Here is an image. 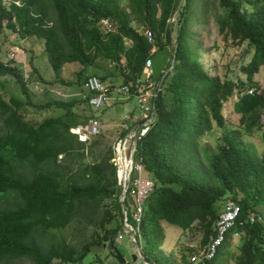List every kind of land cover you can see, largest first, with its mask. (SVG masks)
I'll return each mask as SVG.
<instances>
[{"label": "trees", "instance_id": "1", "mask_svg": "<svg viewBox=\"0 0 264 264\" xmlns=\"http://www.w3.org/2000/svg\"><path fill=\"white\" fill-rule=\"evenodd\" d=\"M127 1L129 14L119 0H48L49 4L43 0H0V33L11 30L23 39H42L47 63L56 77L53 83L64 86L85 84L90 69L106 72L105 63L112 66L123 83L139 78L145 62L156 53L151 54L153 45L143 35L144 29L156 33L154 36L160 39L156 42L158 50L173 43V71L160 83L155 119L137 142L132 157L133 164L140 165L153 181L137 243L143 237L159 247L165 239L162 222L182 230L197 223L203 232L202 245L207 249L215 237V224L222 210L215 206L230 196L240 207L241 225L231 229L214 257L204 258L202 264H221L223 250L234 234L239 235L241 245L239 254L229 255L232 264H264V224L245 222L248 211L264 208V157L259 158L241 141V136L261 128L264 112V88H254L253 84L254 75L264 66V3L217 0L220 12L214 20L219 34L233 42L246 43L253 50L243 68L246 82L235 84L211 77L199 61L200 49L191 30L192 23H197L196 0ZM203 10L207 13L204 5ZM105 17L117 21V33L104 34L99 29L98 22ZM132 21L141 31L131 26ZM124 39L131 42L128 47ZM73 63L82 67L76 80L61 79V68ZM32 71L39 75L33 65ZM7 77L17 82L29 98L21 68L0 62V89L1 79ZM39 78L46 82L40 75ZM99 78L103 82L111 79L107 72L100 73ZM233 96L238 130L226 133L224 144L208 155L200 146L201 137L212 129L213 121L223 126V104ZM78 104L77 99H72L37 105L35 108L40 110L54 107L64 113L35 124L23 118L25 102L15 97L7 102L0 91V264L19 260L32 264L82 262L91 244L79 252L64 240H52L43 248L34 238L43 239L65 229L81 207L98 201L113 199L121 222L106 229L105 224L115 216L106 211V223L100 225L104 235L97 244L108 246L123 228L121 187L111 163L112 150L93 164L74 163L76 171L66 179L57 169L60 157H83L81 151L87 146L70 133L79 124L74 112ZM262 132L264 137V128ZM27 163L32 174L25 178L18 172V165ZM7 194H14L15 204L2 208L1 198ZM128 201L126 197L123 204L132 224ZM144 262L153 263L146 259Z\"/></svg>", "mask_w": 264, "mask_h": 264}, {"label": "rangeland", "instance_id": "2", "mask_svg": "<svg viewBox=\"0 0 264 264\" xmlns=\"http://www.w3.org/2000/svg\"><path fill=\"white\" fill-rule=\"evenodd\" d=\"M43 1L48 3V0ZM261 1L264 3V0ZM119 2L121 8L129 14L128 1L119 0ZM203 5L206 6L207 13L202 12L204 11ZM194 8L198 11L194 16V20L197 23H192L191 30L195 33V44L198 45L200 49L199 61L205 71H207L211 77H217L221 82L231 81L235 84L245 83L246 76L243 72V68L249 63L253 55V50L246 43L239 44L230 39H225L219 34L216 21L214 20L215 15L220 12L219 9H217V0H196ZM131 26L141 31V28L133 21ZM176 28L177 25L175 23L173 37L175 36ZM154 35H156V33H154ZM155 40L158 43L160 42V39L157 37H155ZM11 54L15 57L12 60L8 57V55ZM0 62L18 67L19 70L21 68L23 72L29 98L23 93L19 84L9 77L1 79L2 88L0 91L4 100L7 102L10 101L11 97H15L19 101L21 99V101L26 103L25 108L22 110L24 120L37 124L46 118H56L63 115V110L54 107L45 110L35 108L37 105H42L52 100L68 101L72 99V97H68L67 94L72 93L75 89H73V86L53 83L56 77L47 63L42 39H37L35 37L23 39L11 30H4L0 33ZM32 65L35 66L36 69L38 68L39 75L46 82H51L52 84L42 82L39 75L34 74L32 71ZM76 65L79 64L76 63ZM105 68H108V66ZM76 69L77 68L74 66H66V68L64 66V73L60 78L69 81V77H71L70 80L75 81L76 74L78 73ZM110 72L111 75L114 74L112 66ZM111 75L110 78L114 80ZM110 81L104 83L108 85ZM253 84L254 88H264V66H261L258 73L254 75ZM235 95H237V92ZM235 102L236 96H233L223 104V126L219 127L217 122L213 121L212 129L201 137L200 146L205 149L208 155L215 154L217 147L224 144L223 139L226 133L238 130L239 116L236 115L234 111L233 105ZM131 105H125L123 108H120V114L129 110L132 107ZM91 112V109L84 104L82 107V114H85L88 118ZM260 119L261 128L255 129L249 135L241 136V141L254 154L262 158L264 157V137L262 132L264 128V112ZM93 122H95V120L89 118L81 124L90 126ZM119 131L120 130L115 129L106 132L107 138L106 135L101 132L99 136L91 139V145H87L84 151H81L83 157H77L73 160L71 157H63L62 159L60 157V160L57 162L60 167L57 169L60 171L61 175L66 179L70 174H73L76 171V164L74 163L90 165L98 162L107 152L112 150V145L115 143ZM52 169L53 166H51L50 170ZM18 172L21 176L28 178L32 174L30 163L19 164ZM131 178H140L143 187L148 191L153 189V181L143 170L140 172L134 171ZM225 198L229 200L230 196H226ZM224 202L225 201H223V203ZM130 203L131 202L128 201V204ZM223 203L216 205L215 208L218 210L221 209ZM14 204V194H7L1 198L2 208H11ZM106 211H109L115 216L110 223L105 224V228L112 229L118 226L121 219L117 213L116 205L113 199H106L98 201L94 205L88 204L81 207L77 217L65 229L53 231L43 239L34 238V241L44 248L48 243L52 242V240L53 242L64 240L79 252H81L83 246L91 244L89 255L82 262L77 264H118L111 252L107 249V245L101 247L100 244H97L98 238L104 235V231L100 225L106 221ZM145 211H148V207L146 206ZM161 225L165 232V239L157 248L153 241H147L143 237L140 239L139 244L134 243L131 234L123 235L120 241L114 240L115 247L124 258L125 264H144L145 259L155 264H202L206 246L202 245L203 232L197 223L187 230H182L181 228L171 226L165 222H162ZM238 239L237 237H233V239L231 238V240L228 241V246L223 250L224 256L222 255L220 259L221 264H232L229 255L239 254L241 241ZM223 247L224 246H221L220 248L222 249ZM132 255L136 256L135 261ZM10 264L32 263L27 260H19ZM55 264L61 263L56 261Z\"/></svg>", "mask_w": 264, "mask_h": 264}, {"label": "built area", "instance_id": "3", "mask_svg": "<svg viewBox=\"0 0 264 264\" xmlns=\"http://www.w3.org/2000/svg\"><path fill=\"white\" fill-rule=\"evenodd\" d=\"M173 20V19H172ZM99 29L104 34H115L118 31V23L116 20L105 17L100 19L98 22ZM143 35L149 43L153 45L151 54H154L158 51L156 46V40L153 32L149 29H144ZM125 46L128 47L131 42L127 39H124ZM170 54L168 58V63L166 67L162 70L160 76L156 80H152V71H151V59H148L145 62L142 75L134 80H129L120 85H106L99 77L91 75L87 78L85 83L86 92L80 96V99L87 103V105L94 111L101 109L107 102L111 100L112 97L116 98H129L134 96L137 101V106L142 111L144 117L142 125L137 128L135 135H133V143L131 147V154H133L136 149L137 142L143 137L150 124L153 123L155 117V101L157 98L158 91L160 90V77L164 79L169 73L173 71L174 68V45L171 43ZM9 59H14V55H8ZM131 114H126L124 116L125 123L122 125L123 129H127L126 121H130ZM102 132V124L99 121L93 122L90 126L81 124L77 125L70 130V133L74 135L78 142L85 145L91 143V139L99 136ZM126 138H119L115 141L112 146L113 158L111 163L116 168L117 184L121 187L123 191L125 189L124 197H119L121 203L124 202L125 198L130 201L132 200V206L130 210L131 223L128 222L127 211L123 206V228L119 232L116 240L120 241L123 238V235L131 234L132 241L137 243V237L134 238L133 234H138L139 225L142 222L143 216L145 214V204L148 199V195L151 192L148 191L145 187L142 186L140 178H131V175L134 171H141L142 167L140 165H134L133 159L130 164L129 175L126 180L121 181L118 177L119 163L123 159H126L125 146ZM126 182L127 186H126ZM131 183V187L130 186ZM241 210L239 205L234 200H225L221 213L218 217V220L215 224L216 234L212 242L208 245L204 258L210 260L214 257L217 248L224 242L228 232L236 227L241 225L239 222V216ZM245 222L249 225H262L264 224V208L261 210H252L248 211L245 216ZM234 237H239L238 234H234ZM138 244V243H137ZM144 264H154L144 262Z\"/></svg>", "mask_w": 264, "mask_h": 264}, {"label": "crops", "instance_id": "4", "mask_svg": "<svg viewBox=\"0 0 264 264\" xmlns=\"http://www.w3.org/2000/svg\"><path fill=\"white\" fill-rule=\"evenodd\" d=\"M107 65L108 64L105 63V66H107ZM64 66H65V68H66V66H74L75 68H77L76 69L77 72H80V70L82 69V67L80 65H76V63L66 64ZM64 66L60 70V77H62V75L64 73V71H63ZM105 69H106L105 71L110 76L111 75V72H110L111 66L108 65V68H105ZM37 71L39 73L38 68H37ZM106 72H102V71L100 72V70H96V69L92 68L87 72L86 80L91 75H96L97 77H99L100 73H103V75H104ZM111 76H112V78H114V80H112V82H110V84H108V85L114 86V85H120L123 83V79L119 75H117V73L114 72V74H112ZM63 78H65V77H63ZM70 79H71V77H69V80ZM70 81H72V80H70ZM77 87H78V89H77ZM73 89L74 90L72 91V93L67 94V96L72 97V99H77L79 102V104L74 109V112L77 114V120L79 122L78 125H81V123L85 122L89 118H93L95 121L101 122L102 132L105 135H106V132H108V131L115 130V129L120 130L118 133V136L116 137L115 140H118L119 138H121V139L127 138L129 136V134H131L135 129H137L140 125H142V122H143L142 120H143L144 115H143L142 111L139 109V107L137 106V101H136V98L134 96H131L129 98L112 97L111 100L109 102H107L98 111H94L90 108L92 112H91V115L87 118V116L85 114H82V107L84 104L80 100V96L86 92L85 84L83 83L80 86L74 85ZM72 99H69V100H72ZM125 105H131L132 107L129 110L124 111L120 114V108H123ZM126 114H131V119H130V121H126L127 129H123L122 125L125 123L124 116ZM107 137L108 136L106 135V138ZM121 194H122V190H121ZM121 194L119 197H121ZM131 201L132 200H130V202ZM121 204H122V210H123L124 204L123 203H121ZM131 206H132V202L130 204H128L129 209L131 208Z\"/></svg>", "mask_w": 264, "mask_h": 264}, {"label": "water", "instance_id": "5", "mask_svg": "<svg viewBox=\"0 0 264 264\" xmlns=\"http://www.w3.org/2000/svg\"><path fill=\"white\" fill-rule=\"evenodd\" d=\"M169 54H170V47H163L161 50H158L155 55L152 57L151 59V71H152V80H156L158 79V77L160 76L162 70L166 67L167 63H168V58H169ZM162 77H160L159 81H162ZM137 129H135L131 134H129V136L126 138L127 142H126V146H125V154H126V158L129 159L130 164L132 162V154H131V147H132V143H133V135H135ZM126 182V186H127ZM125 195V189L122 191L121 197L123 198ZM134 238L137 237L136 234H133ZM113 258L117 261L118 264H125V260L124 258L121 256L120 252L118 251V249L115 247V243L114 241H111L108 244V248H107ZM133 260L135 261L136 256L133 255L132 256Z\"/></svg>", "mask_w": 264, "mask_h": 264}, {"label": "bare ground", "instance_id": "6", "mask_svg": "<svg viewBox=\"0 0 264 264\" xmlns=\"http://www.w3.org/2000/svg\"><path fill=\"white\" fill-rule=\"evenodd\" d=\"M129 169H130V161L128 158L123 159L122 162L119 163V169H118V177L121 181L126 180V178L129 175Z\"/></svg>", "mask_w": 264, "mask_h": 264}]
</instances>
